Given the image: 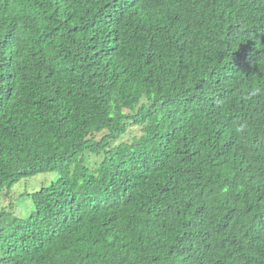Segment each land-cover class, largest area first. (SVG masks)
<instances>
[{
    "label": "trees",
    "instance_id": "trees-1",
    "mask_svg": "<svg viewBox=\"0 0 264 264\" xmlns=\"http://www.w3.org/2000/svg\"><path fill=\"white\" fill-rule=\"evenodd\" d=\"M0 264H264V0H0Z\"/></svg>",
    "mask_w": 264,
    "mask_h": 264
},
{
    "label": "rangeland",
    "instance_id": "rangeland-1",
    "mask_svg": "<svg viewBox=\"0 0 264 264\" xmlns=\"http://www.w3.org/2000/svg\"><path fill=\"white\" fill-rule=\"evenodd\" d=\"M54 179H55L54 172L41 173L31 178H23L11 187V189L9 190V193L13 191L11 195L15 197L18 195V193H20L21 191H24L25 188L27 191L38 190L41 186H45L49 184ZM32 181H34L35 183Z\"/></svg>",
    "mask_w": 264,
    "mask_h": 264
}]
</instances>
